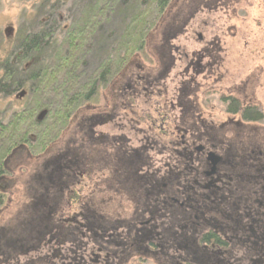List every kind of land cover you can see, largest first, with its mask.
<instances>
[{"label": "flooded vegetation", "instance_id": "obj_1", "mask_svg": "<svg viewBox=\"0 0 264 264\" xmlns=\"http://www.w3.org/2000/svg\"><path fill=\"white\" fill-rule=\"evenodd\" d=\"M173 1L150 32L145 55L133 57L138 73L124 75L120 97L108 101L103 94L101 109L88 118L82 144L88 154L76 160L73 154L59 168L67 183L79 177L93 185L91 177H106L92 173L103 164L108 177H117L107 182L114 190L120 185L119 206L111 205L113 192L103 191L110 198L107 212L92 209L82 200L83 189L69 184L65 208L53 219L49 203H60L62 191L44 187L49 196L39 198L44 204L34 210L38 214L20 224V237L1 245L0 264H264V143L253 142L247 131L264 130V107L234 93L239 85L228 66L232 48L222 43L224 32L208 1L199 7L204 13L177 14L160 45L152 46ZM226 32L233 37L236 29ZM138 64L148 65L147 71ZM253 107L260 114L255 122L246 119ZM92 142L103 148L91 156L97 149H88ZM55 181L48 182L58 186ZM76 191L80 199L72 209ZM128 209L147 217L121 219ZM164 213H183L176 222H182L180 233L156 221L155 214ZM124 225L126 234L119 231ZM209 233L214 239L206 244ZM164 240L176 247L163 246Z\"/></svg>", "mask_w": 264, "mask_h": 264}, {"label": "trees", "instance_id": "obj_2", "mask_svg": "<svg viewBox=\"0 0 264 264\" xmlns=\"http://www.w3.org/2000/svg\"><path fill=\"white\" fill-rule=\"evenodd\" d=\"M65 1L38 0L10 47L3 50L0 43V104L11 97L24 102L10 113L0 109V179L8 173L7 161L22 151L28 157L44 152L79 108L98 104L102 89L136 54L145 55L170 0H78L69 23L58 13ZM256 110H247L246 119L260 120ZM5 198L0 189V209ZM212 239L209 233L203 240Z\"/></svg>", "mask_w": 264, "mask_h": 264}, {"label": "rangeland", "instance_id": "obj_3", "mask_svg": "<svg viewBox=\"0 0 264 264\" xmlns=\"http://www.w3.org/2000/svg\"><path fill=\"white\" fill-rule=\"evenodd\" d=\"M207 1L210 5V8L207 10H209V13L213 16L212 18L219 19V26L222 29L221 31L224 32V36L221 37V40H223L222 43L225 42L226 45H231L232 48V52L228 57V66L230 67L229 70L231 71V75H233L232 77H234L233 80L236 86L239 85L236 87L234 93L241 98L245 96L246 102L250 99L253 104L264 107V9L261 5V0H174L170 8H168V14L165 16L161 26H159L157 32L155 33L154 39L151 41L153 44L152 46L157 47L160 45L163 39V31L173 24V19L177 14L185 16L190 13H204L203 9L199 7ZM37 2L38 0H0V43H3V45H1V49L6 50V48L10 47L8 42L9 39L11 42V39L17 35L19 28L21 29L29 25V19L33 17L35 11L37 10ZM72 2L78 4V0H67L59 6L58 13L62 18H64L65 23L70 21L73 15L72 11L74 12L75 9L72 6ZM70 9L72 11H70ZM217 15L218 17L216 18L215 16ZM192 21L193 20H189L188 23H191ZM229 26L232 30L236 29L235 36L233 37H230V34H234V32H226V29ZM136 62L141 63L139 59L136 60ZM129 64L130 65L126 71H124L117 79L112 81V83L108 85L105 92H100V95L98 96L100 97L99 103L92 104L97 105V109H89L88 107L90 104L79 108L73 122L69 124L67 129L61 133L57 141L54 144H51L44 152L28 157L26 155L27 153L22 151V153H17L13 159L7 161V164L5 165L6 169H8V173L3 175V178L0 179V189L5 192L6 196L5 204L0 209V250L4 249L1 245L5 244L8 239L16 236L20 237L19 233L22 226L20 228L18 227L21 223H26L29 221L28 219H32L38 214L37 212L34 213V210H36V208H40V206L44 204V199H38H41L43 195L49 196V192L59 190L62 191V193H60L62 194L60 203H49V205L53 207L48 209L50 211L48 216L53 219H57L59 212L65 208V195L67 194L68 188H70L69 184L78 185L81 189H83L81 190L82 200L87 202L86 206H89L92 209L100 207L107 212L108 208L106 205L110 198H106L103 191L108 192V196L111 192H113L115 195L111 197V199H113V203L111 205L119 206V200L121 201V198L116 190L119 189L120 185L116 183L114 188L117 189L114 190L113 184L108 185L107 182V180L111 181L113 178L116 180L117 177H108L109 174L104 173L107 171H105L103 164L100 166V163H98L96 166H93L92 173L97 176L106 174V177H91L93 185L87 184V179H85L87 180L85 182L79 177L73 182L67 183L66 180L60 176L61 170L59 171V168L68 163L67 160L71 158L70 156L73 154L74 160H76L75 157L79 158V155H81V158L85 157V152L87 153V146L85 147V150L82 144L83 139L86 137L85 133H88V118L93 113H96L97 110L99 111V109H101L103 101L105 102L104 95H107L109 101V96H111V100H115L116 95H120L122 93V85L126 82L123 79L124 75L129 77L134 73H138L137 66H135L133 62ZM138 65L142 66L141 71L144 70V68L145 70L148 69V65ZM23 106V101H15V99L11 97L0 104V109L5 111L7 110L10 113L11 111L13 112L14 110H18ZM215 113L219 114L217 110H215ZM218 120L220 121L219 123H223V121L225 122L221 113L219 114ZM132 126L134 125L131 124L129 127ZM135 128L136 127H132V129ZM252 128L253 126H251V129ZM247 131H249V134L252 135L253 142L259 143L261 141L264 143V130L255 128ZM239 132L240 131H238V133ZM92 143L94 144L90 145L88 149H97H95V151L93 150L91 156L96 151L103 148V145H101L100 142ZM103 153L104 152L100 154L99 152L97 154L100 156L104 155ZM109 162H111V160H109ZM111 166L113 168L115 167V165L110 164V167ZM83 172L88 173L87 170ZM110 172L111 171H109V173ZM50 177H52L54 183L56 182L55 180H57L58 186H55L54 183L51 184L48 182ZM85 185L88 187L85 188ZM135 186L136 184L134 185L136 190L139 189L138 186ZM44 187L47 188L48 193H45ZM93 189H96L97 192L92 193L94 192L92 191ZM129 190L133 191V186L129 188ZM136 198L137 197H134L133 199ZM71 204L70 206L72 209L74 208L73 206L78 208V199L75 198L74 203ZM117 210V208H111V206L109 207V212L113 214L117 215ZM43 211L46 212L47 210ZM69 214L71 215V213ZM118 214H121V210ZM121 215V219L123 220H138L141 215L143 217H147V214H140L139 212L133 213L132 210L130 211L129 209L127 211H123ZM192 215L193 214H191V216ZM155 218L158 222L164 221L166 223L164 228L166 230L169 229L167 231L170 233H174L175 231L180 233L178 230H180L179 226L182 222H180V224L176 222L179 220L182 221L181 219L183 218V213L155 214ZM119 229V231L124 232L125 234L128 231V228L125 225L123 227L120 226ZM156 231L157 230H155V232ZM157 232L161 231L158 230ZM163 236L169 238L166 233H163ZM161 242L163 243V246L165 245L166 247H171V250H173V247H176L173 243H169L167 241V243H165V240Z\"/></svg>", "mask_w": 264, "mask_h": 264}]
</instances>
